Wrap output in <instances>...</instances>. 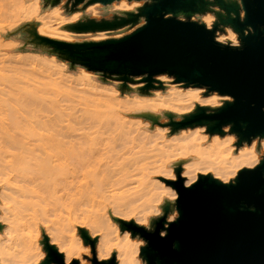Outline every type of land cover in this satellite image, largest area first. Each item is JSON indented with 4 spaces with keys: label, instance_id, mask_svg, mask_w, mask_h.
<instances>
[{
    "label": "water",
    "instance_id": "water-1",
    "mask_svg": "<svg viewBox=\"0 0 264 264\" xmlns=\"http://www.w3.org/2000/svg\"><path fill=\"white\" fill-rule=\"evenodd\" d=\"M113 1L88 0V4ZM143 1L135 11L125 10L110 19L86 17L65 25L74 32H94L134 26L143 17L142 24L120 37L71 42L39 34L29 23L30 41L104 75L124 81L141 75L143 92L155 87L153 81L162 85L154 76L166 74L185 87H204V95L228 96L217 106L196 103L180 120L166 112L173 131L202 126L209 135H224L227 127L236 147L264 138V0ZM207 12L215 16L210 27L192 19ZM225 27L237 34L238 44L215 38ZM143 117L158 122L157 115ZM174 172V179L160 178L176 197L161 205L162 214L152 218L148 227L112 217L120 231L144 240L139 246L144 263L264 264V152L254 166L238 169L228 181L198 173L185 184L180 163ZM173 208L176 216L169 220ZM78 232L90 247L91 264H116L114 251L108 258L96 257L98 236L83 227ZM40 243L45 256L39 264H79L76 258L66 263L45 233Z\"/></svg>",
    "mask_w": 264,
    "mask_h": 264
},
{
    "label": "rangeland",
    "instance_id": "rangeland-1",
    "mask_svg": "<svg viewBox=\"0 0 264 264\" xmlns=\"http://www.w3.org/2000/svg\"><path fill=\"white\" fill-rule=\"evenodd\" d=\"M40 2L41 0H0V89L2 88L1 91L10 92L11 94H7L6 97L13 99L20 96L18 93H21L22 96L24 91H28L30 88L32 90V86L39 87V93L40 95L42 93L43 96V98L40 97L42 98L40 104L47 110L35 111L31 115H27L28 123L32 125H35L36 122L42 123L39 128H35L38 135L42 136L41 141L33 138L27 140L26 147L31 159L30 166L34 170L37 168L36 163L46 162L49 158L47 153L54 148L57 154V158L54 157L57 163L54 170L59 173L57 188H64L56 193L63 194V198L56 200L41 192L38 185L31 184L29 186L38 191L40 198L28 197V204H35L34 208L43 210L36 220L37 223L29 228L30 231L28 230L32 239L38 240L40 245L39 251L41 254L38 256L37 264L45 256V251L40 243L43 233L48 235L50 241L63 253L66 263L76 258L79 264L83 262L91 264L89 260V257H91L90 247L83 243L78 228L87 229L91 236H100L103 232L99 226L91 222L85 212L77 209L79 206L76 202L70 201L68 195L74 192L73 189H70L72 185L80 184L86 179L83 177L72 179L76 161L90 156L87 149L91 141L83 140L79 142V136L76 135L82 133L85 128L90 133V137H97L98 134L95 131L102 129L99 126L102 127L103 125L106 131L103 129L102 136H100V133L98 136L102 137L104 142L114 139L117 140L116 143H119L123 137L126 136L127 139L130 136L125 141L128 142L127 145L135 142L134 151L139 152V158L142 159L141 163L145 164L142 175H150V177L162 182L174 192L175 190L160 177L174 179V167L178 163L182 166L181 174L184 177L185 184L192 183L198 173H211L222 181H228L234 177L238 169L251 167L243 164L234 166L226 172L214 169L213 165L207 163L205 159L200 160L197 157L194 149L198 147H192L194 143L201 144L200 146L208 145L213 138H217L229 141L234 149L246 148L255 143L259 158L263 155L264 146L262 143H264V138L256 137L250 144L244 142L240 147H236V138L228 132L227 127H224V135H209L202 126L173 131L171 126L167 124L169 118L166 116V112L174 114L173 120L181 119L182 114L192 111L196 103L217 106L221 104L223 99L228 98L227 95L216 93L204 95L206 91L204 87H193L191 85L185 87L182 83H174L173 79L166 74L154 76L161 81L162 85H159L157 81H153L155 87L148 88L143 92L139 89L145 84L141 75L131 76L130 80L124 81L116 76H108L99 71L88 69L79 63L72 64L69 60L59 57L58 54L48 51L47 48L46 52H41L39 49H43L42 47L33 46L30 42L18 46L12 40L7 41L8 36H16H13V31H18L20 27L29 25V23L35 25L39 34L71 42L120 37L142 24L144 22L143 17H140L134 26L126 25L117 29L94 32H74L67 30L65 25L84 20L86 17L110 19L114 14H121L125 10L135 11L138 6L143 4V0H114L106 5L100 2L88 4V0H83L78 4H74V0H60L56 6L51 3V0H48L43 7H40ZM192 19L202 21L207 27H210L215 16L212 12H207L202 15H194ZM21 31L27 33V30ZM22 32L18 31L16 34L20 33L24 37ZM29 35L30 33H27L26 37ZM215 38L232 44H238L239 42L237 34L230 27L217 31ZM40 85L43 92H40ZM123 85L128 89L124 88L122 90L121 86ZM175 87L183 91H189L192 95H186L178 100L171 99V95L167 94L171 93ZM44 88L47 89L46 92ZM19 89L21 92H19ZM22 90L24 91L22 92ZM38 90L36 92L40 96ZM48 94H51V98L53 97L51 101ZM1 96L5 97V95ZM98 109L99 111L103 109V113L99 112ZM91 110H94V112ZM148 114L157 115L158 122L152 123L150 119L143 117ZM101 119L102 122H100ZM88 121L92 122L88 123ZM103 121H108L107 126ZM94 125H97L99 129ZM74 128L77 130H74ZM109 129H111V132ZM194 130L200 133L202 138L197 140L184 138L186 133ZM92 131L95 133H92ZM53 132L56 134L55 138H49V134ZM142 137L145 139L151 137V142L146 144H143V141L138 142ZM131 138H134L135 141ZM125 141L123 139V143ZM96 145L95 143L91 146L94 148ZM206 148H209V146ZM30 174L29 177L33 176L32 173ZM132 182L130 185L127 184V187L131 189L125 187L124 190L126 191L123 192L125 194L122 193L126 197H119L121 199H117V203L110 204L109 202L107 204L108 202H105L107 204V215L112 222H115L112 217H118L125 220H134L138 224L148 227L152 218L162 214L161 205L165 201L173 202L176 195L171 196V200L168 197L161 200L155 198L154 194L148 191V188L145 187L147 185L141 179L139 182L136 180ZM90 206L88 205V207ZM81 208L84 209L80 206ZM175 216L176 210L173 208L168 212L167 218L170 220ZM1 223L5 224V222ZM115 223L118 225L117 222ZM132 239L137 242L138 246L145 243L139 236L132 237ZM96 250L95 246L96 257L105 259L110 256L112 251L116 255L117 248L114 241H110L106 250L100 255ZM138 257L141 264H145L139 255V251ZM116 264H120L117 257Z\"/></svg>",
    "mask_w": 264,
    "mask_h": 264
},
{
    "label": "bare ground",
    "instance_id": "bare-ground-1",
    "mask_svg": "<svg viewBox=\"0 0 264 264\" xmlns=\"http://www.w3.org/2000/svg\"><path fill=\"white\" fill-rule=\"evenodd\" d=\"M32 88L34 90H31V88L30 90L26 88L28 91L22 90V92L24 91V95L22 93L21 96V93H18L20 96L13 99L6 97L7 94H11L10 92L1 91L2 88L0 89V220L1 222H5V224L0 222V264H37L38 256L41 254L38 240L32 239L28 230L37 223L36 220L43 210L41 208H34L35 204H28V197L40 198L38 191L33 190L29 186L31 184L38 185L41 192L46 193V196H51L53 199L63 198V194H56L64 188H57L59 184V173L54 170L57 164L54 158H57L54 148L49 146L52 149L47 153L49 158L46 162L36 163L37 168L34 170L30 166L31 159L28 154V148L26 147L27 140L29 138L37 140L42 138L35 131V128H39L42 123L36 122L35 125L28 123L27 115H31L35 111L47 110V108L45 109L40 104L42 103L43 96L42 93L41 95L39 93V87L35 88L32 86ZM36 90H38L40 96L37 95ZM40 92H43L42 87ZM44 94L47 95L46 93ZM1 95H5V97ZM50 95L48 94V98L50 97L49 99L51 101L53 97L51 98ZM167 95H171V99L178 100L186 95H192V93L175 87ZM41 96L42 98H40ZM102 110L100 109L101 113H103ZM91 111L94 112V110ZM112 113L114 114V112ZM102 119L100 122H102ZM91 122L88 121V123ZM107 122H105L106 126ZM94 126L99 129L97 125ZM99 127L102 129L96 130V128H93L98 135L100 133V136H102L104 133L103 129L104 131L106 130L103 128V125ZM85 129L82 133L76 135L79 136V142L83 140L91 141L87 149L90 156L86 159L76 161L72 179L76 177L86 179L80 184L72 185L70 189H73L74 192L68 194L69 199L70 201L76 202L79 206L77 209L85 212L91 219V222L102 229L103 232L98 236L96 245L98 255L106 250L110 241H114L117 248L116 257L120 264H141V260L138 257L139 246L137 242L132 239L127 231L120 232L118 225L110 220L107 215V204L109 202L110 204L117 203L118 201L116 202V200H120L122 198L121 196L125 194L123 193L126 191L124 189H131L127 187V184L130 185L135 180L139 182L140 179L147 185L145 187L154 194L155 198L157 197L163 200L168 197L171 200V196L176 195V192L166 187L157 179L150 177V175H142V169L145 164L141 163L142 159L139 158V152L134 151L135 142L127 145L128 142L126 141L130 137L128 135L129 132L127 139L125 138L126 136L122 140L119 137L120 142L116 143L117 140L115 141L114 139L104 142V139L98 135L97 137H90V133ZM74 130L77 129L74 128ZM109 130L111 132V129ZM94 131L92 133H95ZM196 133L197 135L194 136ZM55 136L56 134L54 132L49 134V138L54 139ZM184 138L197 140L202 137L200 133L194 130L186 133ZM123 139L124 141L126 139L125 143H123ZM131 140L135 141L134 138H131ZM140 141H143V144L149 143L151 142V137H147L146 139L142 137L138 142ZM94 142L97 145L93 148L91 145L95 144ZM200 145L197 143L192 144V147H198L194 149L197 157L200 160L205 159L207 163L213 165L214 169H220L223 172L230 170L234 166L243 164L254 166L259 160L255 143L246 148L234 149L229 141L213 138L212 142L208 143V145ZM262 145L264 146V143ZM207 146L209 148H206ZM156 148L158 149V147ZM30 173L33 176L29 177L31 175ZM70 183L72 184V181ZM106 201L108 202L107 204L105 203ZM88 205H91V208ZM80 206L84 207V209H80ZM81 264L86 263L83 262Z\"/></svg>",
    "mask_w": 264,
    "mask_h": 264
},
{
    "label": "crops",
    "instance_id": "crops-1",
    "mask_svg": "<svg viewBox=\"0 0 264 264\" xmlns=\"http://www.w3.org/2000/svg\"><path fill=\"white\" fill-rule=\"evenodd\" d=\"M47 1L48 0H41V2H40V7L42 6L43 7V5H45L46 3H47ZM57 5V3L55 4V6ZM27 23H29V22H27ZM26 23V24H27ZM21 30H27V33H29V31H28V25H24V26H22V28L20 27L19 29H18V31L21 33L22 31ZM17 30L16 31H13V36L14 35H16L15 37H7V41L8 40H12V41H14L15 42V44H17L18 46H21V45H23V44H28L29 42L33 45V46H36V47H42V46H39V45H35L33 42H31L30 40H31V36L29 35L28 37H26V35H27V33H23V35H24V37L22 36V34L20 35V33H18V34H16V32H18ZM43 49H39L41 52H46L45 50H46V48H44V47H42Z\"/></svg>",
    "mask_w": 264,
    "mask_h": 264
},
{
    "label": "flooded vegetation",
    "instance_id": "flooded-vegetation-1",
    "mask_svg": "<svg viewBox=\"0 0 264 264\" xmlns=\"http://www.w3.org/2000/svg\"><path fill=\"white\" fill-rule=\"evenodd\" d=\"M177 120H180V119H177Z\"/></svg>",
    "mask_w": 264,
    "mask_h": 264
}]
</instances>
